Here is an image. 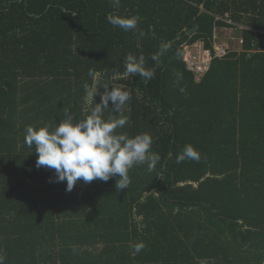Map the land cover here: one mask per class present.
Instances as JSON below:
<instances>
[{"label":"trees","instance_id":"1","mask_svg":"<svg viewBox=\"0 0 264 264\" xmlns=\"http://www.w3.org/2000/svg\"><path fill=\"white\" fill-rule=\"evenodd\" d=\"M108 14L139 16L137 30L113 28ZM222 27L240 30L242 50L196 80L181 46L211 49ZM129 53L151 80L122 75ZM85 83L98 84L94 103L104 88L129 92L122 113L109 102L102 118L126 116L116 132L150 134L161 157L152 171L133 166L123 190L112 177L66 191L25 143L28 126L54 129L66 110L85 119ZM186 144L200 159L177 164ZM0 254L5 264H264V0H0Z\"/></svg>","mask_w":264,"mask_h":264},{"label":"clouds","instance_id":"2","mask_svg":"<svg viewBox=\"0 0 264 264\" xmlns=\"http://www.w3.org/2000/svg\"><path fill=\"white\" fill-rule=\"evenodd\" d=\"M112 3L117 8L120 7V0H112ZM106 20L113 28L127 32L137 30L140 17L108 14ZM140 35L143 36L144 33L140 32ZM167 48V44L162 45L160 52L153 54L152 59L157 61ZM144 64L145 58L142 54L137 57L129 53L122 75H138L147 82L154 73L151 69H146ZM177 76L179 78L180 74ZM97 85H84L85 102L92 106L85 119L74 122L73 116L66 110L65 119L56 124L54 129L51 125H45L40 128L28 126L25 130L26 145L35 148L36 166L54 170V182H65L66 191L69 192L78 181L85 184L94 180L106 182L112 177H118L115 181L116 189L123 190L130 184L128 173L133 166L146 164L148 170L152 171L161 159L158 153L150 151V134L129 136L127 133L116 132L128 123L126 116L120 115L107 121L102 118L103 109L109 107V102L114 113H122L130 99L129 92L120 87H111L110 90L104 88L105 91L100 94V103H94ZM199 159V152L191 144H186L176 155L175 162L179 164L185 160ZM144 247L145 244L139 242L133 246V250L139 253ZM0 264H5L4 254H0Z\"/></svg>","mask_w":264,"mask_h":264},{"label":"built area","instance_id":"3","mask_svg":"<svg viewBox=\"0 0 264 264\" xmlns=\"http://www.w3.org/2000/svg\"><path fill=\"white\" fill-rule=\"evenodd\" d=\"M183 62L188 71L194 74L196 80L209 71L214 59H223L229 54V50L222 46H213L211 49L204 47L202 42L182 44Z\"/></svg>","mask_w":264,"mask_h":264},{"label":"crops","instance_id":"4","mask_svg":"<svg viewBox=\"0 0 264 264\" xmlns=\"http://www.w3.org/2000/svg\"><path fill=\"white\" fill-rule=\"evenodd\" d=\"M228 25H233V23L229 20L225 21ZM239 28V26L237 25ZM212 47L213 46H222L227 48L230 52L240 53L242 50V39H241V32L240 30L237 31L232 27H222L215 29L213 34L212 40ZM235 42L234 49L230 50L231 44ZM230 47V48H229ZM229 52V53H230Z\"/></svg>","mask_w":264,"mask_h":264},{"label":"water","instance_id":"5","mask_svg":"<svg viewBox=\"0 0 264 264\" xmlns=\"http://www.w3.org/2000/svg\"><path fill=\"white\" fill-rule=\"evenodd\" d=\"M196 29H197V26H194L188 33L192 34L193 32H195Z\"/></svg>","mask_w":264,"mask_h":264},{"label":"rangeland","instance_id":"6","mask_svg":"<svg viewBox=\"0 0 264 264\" xmlns=\"http://www.w3.org/2000/svg\"><path fill=\"white\" fill-rule=\"evenodd\" d=\"M234 44H235V42H233V43L231 44V45H232V46H230L231 48L229 47L230 50L234 49Z\"/></svg>","mask_w":264,"mask_h":264}]
</instances>
